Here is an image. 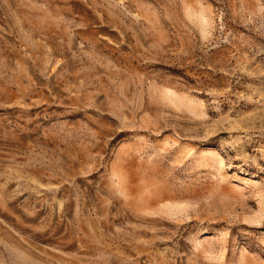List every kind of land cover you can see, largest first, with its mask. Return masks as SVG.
<instances>
[{
    "label": "rangeland",
    "instance_id": "374dc122",
    "mask_svg": "<svg viewBox=\"0 0 264 264\" xmlns=\"http://www.w3.org/2000/svg\"><path fill=\"white\" fill-rule=\"evenodd\" d=\"M0 264H264V0H0Z\"/></svg>",
    "mask_w": 264,
    "mask_h": 264
}]
</instances>
